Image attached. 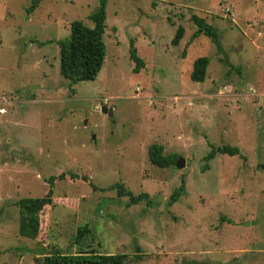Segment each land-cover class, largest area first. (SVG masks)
<instances>
[{
    "label": "rangeland",
    "instance_id": "obj_1",
    "mask_svg": "<svg viewBox=\"0 0 264 264\" xmlns=\"http://www.w3.org/2000/svg\"><path fill=\"white\" fill-rule=\"evenodd\" d=\"M29 1L0 0V264H42L55 248L127 254L126 264H264V0H107L102 69L71 86L58 42L73 21L93 27L99 0H41L28 13ZM192 15L218 44L194 36ZM154 144L184 168L151 165ZM220 146L240 156L218 154L203 171ZM61 173L38 237H20L17 202L43 197ZM117 184L150 203L127 207Z\"/></svg>",
    "mask_w": 264,
    "mask_h": 264
},
{
    "label": "trees",
    "instance_id": "obj_2",
    "mask_svg": "<svg viewBox=\"0 0 264 264\" xmlns=\"http://www.w3.org/2000/svg\"><path fill=\"white\" fill-rule=\"evenodd\" d=\"M41 0H30L27 12L34 11L40 4ZM106 5L107 0H99V5L94 13L89 16L93 23V27L85 26L81 21H73L70 24V37L67 40L59 41V70L61 76L69 82V85H74L79 82L93 81L98 76L102 69L104 59L106 56V47L103 36L105 32L106 21ZM190 20L194 23L196 29L194 36L205 35L218 44V36L214 28L206 23L205 19L192 15ZM184 36L183 27L179 26L176 30L175 36L172 39V45H178ZM219 48V45H218ZM130 59L134 62V70L138 71L144 67V62L138 58L135 49L130 50ZM209 60L206 57L197 58L192 64L190 79L193 82L201 83L205 80ZM74 91V90H73ZM163 147L154 144L148 149V159L151 165L160 169L169 168L172 163L177 160L176 156L168 157L162 154ZM240 156V151L236 147L220 146L211 149V151L204 156L203 171L209 169V162L216 157V155ZM72 179H76L77 175L70 173ZM65 173L47 179L49 189L43 197L39 198H22L17 202L19 208V222L18 235L22 238L35 240L40 231V215L44 209L51 206L52 189L56 180H63ZM82 181L88 182L92 190L96 191L98 188L89 181L87 177H81ZM109 189L117 190L118 197H127V207L136 205L142 201L150 203V196L141 192L133 195L122 184H117ZM185 192V181L181 180V184L176 188L169 197L168 203L171 205L176 202ZM223 219V218H222ZM224 221V220H223ZM229 222V220H228ZM230 223V222H229ZM89 229L81 228L78 231V236H83ZM139 248L137 251L139 252ZM139 258V256H138ZM128 260L127 254H105L96 250L89 252H78L74 254L63 253L59 249H53L46 253L42 259V264H126Z\"/></svg>",
    "mask_w": 264,
    "mask_h": 264
},
{
    "label": "water",
    "instance_id": "obj_3",
    "mask_svg": "<svg viewBox=\"0 0 264 264\" xmlns=\"http://www.w3.org/2000/svg\"><path fill=\"white\" fill-rule=\"evenodd\" d=\"M100 112L107 115L109 118L112 117V108H107L105 106L99 108ZM185 166V161L183 158H177V160L175 162L172 163V167L180 170L182 168H184Z\"/></svg>",
    "mask_w": 264,
    "mask_h": 264
},
{
    "label": "built area",
    "instance_id": "obj_4",
    "mask_svg": "<svg viewBox=\"0 0 264 264\" xmlns=\"http://www.w3.org/2000/svg\"><path fill=\"white\" fill-rule=\"evenodd\" d=\"M0 113H4V110H1V109H0Z\"/></svg>",
    "mask_w": 264,
    "mask_h": 264
}]
</instances>
